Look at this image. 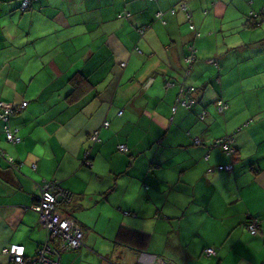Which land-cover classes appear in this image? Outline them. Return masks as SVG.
<instances>
[{
  "label": "crops",
  "instance_id": "obj_1",
  "mask_svg": "<svg viewBox=\"0 0 264 264\" xmlns=\"http://www.w3.org/2000/svg\"><path fill=\"white\" fill-rule=\"evenodd\" d=\"M179 1L31 0L22 12L21 0H0V103L26 102L8 119L17 142L0 122V150L17 166L0 157V264H11L8 245L32 255L45 241L30 206L46 179L73 194L56 212L83 232L84 245L60 264H147L142 254L169 264H264V80L240 89L228 74L239 63L234 52L253 57L246 15L264 0H183L197 38L181 10L167 12ZM159 10L164 24L154 20ZM121 11L128 18H117ZM259 19L264 31V13ZM187 44L197 60L185 76ZM213 56L218 69L205 61ZM180 84L198 89L197 102L172 112ZM217 98L227 105L221 113ZM233 131V158L209 148ZM119 143L128 154L116 151ZM226 163L229 174L206 172ZM248 214L258 218L256 235L245 230ZM121 226L148 234L144 247L115 244ZM207 247L214 255L202 254Z\"/></svg>",
  "mask_w": 264,
  "mask_h": 264
},
{
  "label": "built area",
  "instance_id": "obj_2",
  "mask_svg": "<svg viewBox=\"0 0 264 264\" xmlns=\"http://www.w3.org/2000/svg\"><path fill=\"white\" fill-rule=\"evenodd\" d=\"M27 5L26 0H23L21 7L25 8ZM192 59V57H191ZM187 60H189L187 58ZM192 87L180 88L176 101L181 105L187 106L192 105L194 101L187 96L188 91H193ZM218 109L224 110L226 104L222 100H217L216 102ZM26 103L21 102L19 106L14 107H4L0 103V121L5 122L4 132L6 135V140L10 142L18 141L14 133L10 130L8 125V118L23 107ZM205 111L200 113V119H203ZM106 122L104 123V125ZM92 139H95V132L91 133ZM198 140L195 139V143ZM125 145L119 146V149L124 150ZM8 163L12 167L16 168L14 161L10 157H6ZM14 164V166H13ZM225 170L229 169V166L224 167ZM68 203L69 193L66 190L60 188L55 182H47L41 185L39 189V194L37 196V202L30 207L38 215V222L46 231L45 242L40 246L33 255H28L25 252V248L21 244H10L4 248L3 252L8 254L9 262L11 264H58L59 255L65 249H77L82 245V232L78 225H76L71 219L63 218L59 215L55 206L57 203L61 202ZM255 230V225L249 226V231L253 233ZM206 255L213 254V250L208 248L205 250ZM153 257L154 259H151ZM144 258L149 259V262L143 260ZM140 259L145 261L147 264H167L161 261H156L154 256L141 255Z\"/></svg>",
  "mask_w": 264,
  "mask_h": 264
},
{
  "label": "trees",
  "instance_id": "obj_3",
  "mask_svg": "<svg viewBox=\"0 0 264 264\" xmlns=\"http://www.w3.org/2000/svg\"><path fill=\"white\" fill-rule=\"evenodd\" d=\"M22 1L23 0H21V2H20V4H19V9L23 12V11H26L28 8H29V6H30V2H31V0H26V2H27V5L25 6V8H22L21 7V3H22ZM150 1H152V0H150ZM250 2V1H249ZM177 7V8H176ZM176 7H170L169 8V10L167 11L169 14H171V15H173L175 12H176V9H179V10H181L182 12H183V14H184V17H185V19H186V22H187V28H188V30H190L191 32H192V34H193V36H194V38H197V37H200V32L196 29V27H195V25L193 24V21H192V13H191V10L189 9V7H188V5H186V3L183 1V0H180L179 2H178V5L176 6ZM204 13H206V10L204 11ZM262 13H264V7H263V9L260 11V12H253V11H250L249 13H247V15H246V17H247V20H246V24H249L250 26H255L257 23H258V21H257V18H258V16L260 15V14H262ZM128 16H129V13L128 12H126V11H121L120 13H118L117 15H116V17L117 18H128ZM154 20L155 21H158L159 23H161V24H164L165 23V20H164V13H163V11H156V13L154 14ZM149 27H150V24H145V25H142V26H140V27H137L136 28V32H137V35H138V37L140 36V37H142L143 35H144V33L149 29ZM136 50L137 51H139L137 48H136ZM191 57H192V59H191ZM187 58L189 59V60H187ZM183 60H184V67H185V70H184V73L186 74L185 76H187V75H189L190 74V71H191V69H193V67H194V65H195V63H196V49L194 48V46H193V44H187L186 45V54L183 56ZM205 61L208 63V64H211L212 66H214V67H216L217 69H218V61H217V57H215V56H213V57H207L206 59H205ZM216 78V77H215ZM166 85L167 86H171V85H173V83L172 82H170V81H168L167 83H166ZM189 88V87H192L194 90L191 92V91H188L187 92V96H189V98L190 99H192L193 101H194V103H192V105H187V106H184V105H181L179 102H177L176 101V98H177V96H178V93H179V89L180 88ZM179 89H178V92H177V95H176V97H175V102H174V104L171 106V111L172 112H174L175 111V109L178 107V106H182V107H184V108H187V109H192V108H194V106H195V104H196V102H197V99H196V96H197V93H198V89L196 88V87H194V86H192V85H187V84H180L179 85ZM222 100L221 98H217L216 100H215V107H216V110L218 111V112H223L224 110H219L218 109V106H217V104H216V102H217V100ZM223 101V100H222ZM224 103H225V101H223ZM26 103V102H25ZM226 104V103H225ZM26 106V105H25ZM226 107H227V105H226ZM24 108V107H23ZM22 108V109H23ZM21 109V110H22ZM20 110V111H21ZM20 111H18L16 114H18ZM202 111H205V110H200L199 112H197V117H198V119L200 120V121H204L205 120V118H206V111H205V115H204V117H203V119H200V113L202 112ZM121 113V111H119L118 112V115ZM15 115V114H14ZM14 115H12V116H14ZM11 117V116H10ZM9 117V118H10ZM8 118V119H9ZM1 123H3V127H4V125L6 124L5 122H2V121H0ZM7 122H8V120H7ZM106 122V124L104 125V123ZM108 126V121H104L103 123H102V127L103 128H106ZM240 128H238V129H236V130H239ZM3 130H4V128H3ZM11 130V129H10ZM12 131V130H11ZM13 132V131H12ZM95 132V139H92V134H90L89 135V141H90V143H92V144H96V143H98L99 141H100V138H99V136H98V130H95L94 131ZM234 132L235 131H233V132H231V133H228V134H225V135H223V136H220V137H217V138H214L212 141H211V143H210V145H209V148H219L220 149V151L224 154V155H226L227 157H229V158H233L234 156H235V154H236V147L233 145V134H234ZM4 136H5V139H6V135H5V132H4ZM195 139H197L198 140V142L197 143H195ZM10 142V141H9ZM15 142H17V141H15ZM193 144L194 145H200L201 144V141H200V139L199 138H193ZM121 145H125V149L124 150H121V149H119V146H121ZM116 151L117 152H119V153H121V154H128L129 153V149H128V147H127V145L126 144H124V143H119V144H117L116 145ZM0 157H3V158H5V156H4V154L1 152V150H0ZM205 159H206V157H205ZM5 160H6V158H5ZM7 161V160H6ZM82 162L85 164V165H87L88 167H90V155H89V151H85V153L83 154V158H82ZM7 163H8V161H7ZM14 164L16 165V163L14 162ZM14 164H13V166H14ZM8 165H9V167H11V168H13L14 170L16 169V168H14V167H12L11 166V164L10 163H8ZM226 166H229V169H227V170H225L224 169V167H226ZM206 172L207 173H212V172H224V173H227V174H229V173H231L232 172V164L231 163H226V164H217V165H214V166H211V167H208L207 169H206ZM47 182H55V184H57L58 186H59V184H58V182L57 181H55V180H43L41 183H39L38 184V194H39V189H40V187H41V185L42 184H44V183H47ZM60 187V186H59ZM61 188V187H60ZM63 189V188H62ZM63 190H66V189H63ZM67 191V190H66ZM68 193H69V199H70V201L68 202V203H64L62 200H61V203H63L64 205H69L71 202H72V200H73V194L71 193V192H69V191H67ZM38 196V195H37ZM37 202V201H36ZM35 202V203H36ZM34 203V204H35ZM60 203V202H59ZM33 204V205H34ZM31 207V206H30ZM56 207L57 206H55V210H56ZM34 212V211H33ZM59 214V213H58ZM123 214H125V215H129L130 213L128 212V211H123ZM59 215H61L63 218H68V219H71L76 225H78L76 222H75V220L73 219V218H71L69 215H62L61 213L59 214ZM38 216V215H37ZM259 221H258V218L255 216V215H252V214H248L247 216H246V219H245V224H244V226H245V230L247 231V233H249L250 235H256L257 233H258V231H259V223H258ZM252 224H254L255 225V230H254V232L253 233H251L250 231H249V226H251ZM79 226V225H78ZM81 232H82V230H81ZM148 237H149V235L148 234H145V233H142V232H140V231H136V230H132V229H129V228H127V227H124V226H121V227H119L118 228V230H117V233H116V235H115V238H114V242H115V244H118V245H129V246H133V247H136V248H140V247H144V245L146 244V242L148 241ZM46 239V238H45ZM45 242V241H44ZM43 242V243H44ZM81 242H82V245L79 247V248H77V249H80L84 244H83V232H82V239H81ZM42 243V244H43ZM42 244L40 245V246H42ZM39 246V247H40ZM38 247V248H39ZM208 248H211L212 250H213V254H211V255H206V253H205V250L206 249H208ZM77 249H70V248H68V249H65L64 251H62L61 253H60V255H59V259H58V264H60V258H61V255L64 253V252H66V251H72V250H77ZM37 251V250H36ZM35 251V252H36ZM214 249L212 248V247H207V248H205V249H203V251H202V254L203 255H205V256H212V255H214ZM33 255V254H32ZM156 261H160V260H158V259H156ZM162 261H164V260H162ZM164 263H167V262H164ZM110 264H114V263H110ZM167 264H169V263H167Z\"/></svg>",
  "mask_w": 264,
  "mask_h": 264
},
{
  "label": "rangeland",
  "instance_id": "obj_4",
  "mask_svg": "<svg viewBox=\"0 0 264 264\" xmlns=\"http://www.w3.org/2000/svg\"><path fill=\"white\" fill-rule=\"evenodd\" d=\"M244 16L242 18V21L244 22ZM262 19L258 20V23L254 27H250L246 25V28L244 27L245 31H253L252 38L255 40L251 45L248 46L249 49H247V54L253 55V57L248 58L247 55L242 51L234 52V60L233 64L238 63V65H235L232 70H229L228 74H230V80L233 84L232 87L237 86L240 89H243V87H251L254 85H261L263 84V77H264V31L261 30L262 26H259L260 24H263ZM250 34V33H246ZM258 65L259 73L256 74V65ZM240 77V79H238ZM228 86L229 84L226 83ZM229 87V86H228ZM258 89H262L259 88ZM21 103L9 107L19 106ZM6 107V106H4ZM6 254V253H5ZM8 256V254H6ZM146 262L150 263L149 259L144 258Z\"/></svg>",
  "mask_w": 264,
  "mask_h": 264
}]
</instances>
